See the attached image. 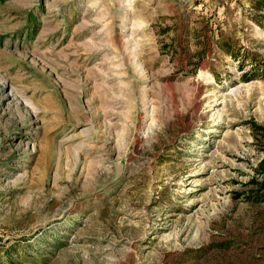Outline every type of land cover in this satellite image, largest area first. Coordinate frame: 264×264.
<instances>
[{
	"label": "rangeland",
	"instance_id": "374dc122",
	"mask_svg": "<svg viewBox=\"0 0 264 264\" xmlns=\"http://www.w3.org/2000/svg\"><path fill=\"white\" fill-rule=\"evenodd\" d=\"M252 1L0 0V264H264Z\"/></svg>",
	"mask_w": 264,
	"mask_h": 264
},
{
	"label": "trees",
	"instance_id": "16d2710c",
	"mask_svg": "<svg viewBox=\"0 0 264 264\" xmlns=\"http://www.w3.org/2000/svg\"><path fill=\"white\" fill-rule=\"evenodd\" d=\"M252 7H253L254 12L256 14H259L260 16L264 17V13H263V15H261L262 14L261 12L264 10V0H253L252 1ZM222 41L223 42L220 44L222 50L227 52L229 55L236 56L235 54L232 53L233 51H231V49H230L229 41L227 39L226 40L222 39ZM261 129H263V128H261Z\"/></svg>",
	"mask_w": 264,
	"mask_h": 264
}]
</instances>
